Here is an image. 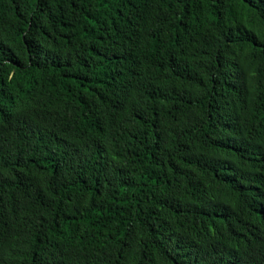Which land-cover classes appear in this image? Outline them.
<instances>
[{
	"label": "trees",
	"instance_id": "1",
	"mask_svg": "<svg viewBox=\"0 0 264 264\" xmlns=\"http://www.w3.org/2000/svg\"><path fill=\"white\" fill-rule=\"evenodd\" d=\"M0 264H264V0H0Z\"/></svg>",
	"mask_w": 264,
	"mask_h": 264
}]
</instances>
